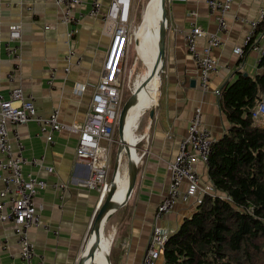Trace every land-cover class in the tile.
<instances>
[{
    "label": "crops",
    "instance_id": "obj_1",
    "mask_svg": "<svg viewBox=\"0 0 264 264\" xmlns=\"http://www.w3.org/2000/svg\"><path fill=\"white\" fill-rule=\"evenodd\" d=\"M91 1L83 0L75 7L81 19L77 25H73L75 34L70 40L68 31L72 26L61 22L62 7L53 0H0L1 95L8 98L11 89L21 85L26 94L34 95L40 115L48 116L57 108L59 118L65 123L85 121L111 45V35L106 33L103 22L110 0H104L96 16L90 14ZM263 6L264 0H235L226 18L228 29L219 32L216 14L211 12L207 0L167 2L168 29L161 94L155 103L153 117L149 115L139 128V134L140 118L146 109L135 114L128 130V141L134 150L135 160L136 155H142L137 163L138 178L127 203L112 217L110 237H107L105 227L100 239L101 244L108 247V252L112 251V264H142L155 223V212L168 192L171 179L168 163L175 158L180 141L187 135L195 110L202 109L203 123L211 128L216 140L230 127L227 116L218 104L215 90L227 82L232 83L238 71L248 72L251 76L261 72L258 65L260 52L247 49L244 57L240 58L234 48L245 45V38L252 29L250 22L260 18ZM154 10L155 6L149 15ZM192 11L196 14H192ZM17 24L22 27L21 37L12 41L10 31ZM46 25L50 27L46 28ZM157 25L159 36L162 18ZM193 25H199L208 32H219L223 40L222 45L213 51L219 61V71L211 75L208 89L202 88L198 68L186 45V33ZM257 35L259 44L264 48V29L259 28ZM205 44V37L200 38L199 47ZM14 45L19 47L20 58L17 60L10 52ZM70 45L76 51L74 60L81 57L82 61L79 65L73 62L71 70L66 72L65 57ZM15 64H19L18 69ZM53 67L56 71L50 82ZM78 83L85 84L86 89L77 92ZM257 121L264 124L263 118ZM8 127L15 147L16 134L19 135L26 158L44 159L45 165H24L26 173L33 172L49 183L63 182L68 185L64 190L49 185L36 195L42 225L29 229L30 239L36 245L34 262L78 264L92 222L102 204L99 190L84 188L79 184L90 172L88 164L79 160L76 154L79 134L62 130L56 132L50 142L35 121L19 125L9 123ZM140 134H149L151 140L150 143L140 141L135 151ZM116 139L118 142V137ZM145 148L149 151L143 154ZM4 159L5 156L0 153V161ZM46 165L53 166V170ZM197 168L203 183L208 182V167L199 162ZM7 175L8 170L0 166V189ZM125 175L127 172H117L116 184ZM185 187L184 182L182 189ZM197 205L195 198L187 202L179 199L173 210L166 213L159 223L171 234L195 211ZM14 230V221L0 222V264H20L19 242ZM85 264L93 263L88 259Z\"/></svg>",
    "mask_w": 264,
    "mask_h": 264
},
{
    "label": "built area",
    "instance_id": "obj_2",
    "mask_svg": "<svg viewBox=\"0 0 264 264\" xmlns=\"http://www.w3.org/2000/svg\"><path fill=\"white\" fill-rule=\"evenodd\" d=\"M62 7L61 22L72 27L68 31L70 40L75 34L73 25L80 22L81 15H77L75 7L83 3V0H53ZM133 1L134 0H110L107 12L103 16L104 29L111 35V45L103 64L99 81L95 87L91 105L84 122L65 123L59 118V109H54L48 116L38 113L35 97L26 94L21 85H15L8 98L0 94V153L5 159L0 161V166L8 170L4 178V186L0 189V222L12 220L15 222V235L19 242L20 264H45L35 263L36 245L30 239L29 229L42 225L41 216L36 205V195L49 185L58 189H66L68 185L63 182L49 183L33 172L26 173L24 165H45L43 157L26 158L24 144L16 134V147L13 145L9 131V123L22 124L35 121L40 131L48 141H53L54 134L62 130L70 133H78L76 154L79 160L84 161L90 167L89 175L79 184L88 189H97L103 201L110 187L108 175L110 171V155L114 143L117 142L116 130L124 99V74L133 44ZM187 0H167V2ZM235 0H207L211 12L216 14L219 32L228 29L227 15L230 13ZM104 0H92L90 14L96 16L102 8ZM192 14H196L192 11ZM252 29L245 38L244 46H235L234 51L244 57L245 49L255 50L264 54V48L258 41L257 30L264 29V6L258 20H252ZM50 25H46V28ZM22 27L14 25L10 31L12 41L20 39ZM219 32H208L199 25H193L186 33V45L188 52L194 59L199 71L200 84L203 89L209 88L211 75L219 71V61L214 54V49L223 43ZM205 37L206 44L200 48L199 39ZM19 47L12 46L10 50L15 59L20 58ZM76 51L70 45L65 57V71L71 70V65L81 64L82 58L74 57ZM19 68V64H15ZM55 67L52 68L50 82L55 76ZM12 80V73L9 74ZM86 85L78 83L76 91L81 92ZM218 104L222 95L221 88L215 90ZM253 116L258 120L264 119V92L262 99L255 106ZM139 128V126H138ZM138 130V129H137ZM145 140L150 143L149 134H140L138 143ZM216 138L210 127L203 123L201 108H197L189 122L187 135L180 141L179 150L175 158L168 163L171 174L167 194L159 203L155 212V223L148 241L147 249L142 264H160L170 233L161 226L159 221L163 216L172 211L177 201L182 199L187 202L192 198L196 203H202L206 195H215L216 189L209 179L203 183L201 174L197 168L199 162L208 167L210 155ZM149 149L145 148L143 154ZM142 155H136V162ZM53 170V166H47ZM185 189H182L183 183ZM48 227V226H47Z\"/></svg>",
    "mask_w": 264,
    "mask_h": 264
},
{
    "label": "trees",
    "instance_id": "obj_3",
    "mask_svg": "<svg viewBox=\"0 0 264 264\" xmlns=\"http://www.w3.org/2000/svg\"><path fill=\"white\" fill-rule=\"evenodd\" d=\"M258 65L255 76L238 71L220 87L230 127L209 159L216 193L169 235L160 264H264V124L253 116L264 92V54Z\"/></svg>",
    "mask_w": 264,
    "mask_h": 264
},
{
    "label": "bare ground",
    "instance_id": "obj_4",
    "mask_svg": "<svg viewBox=\"0 0 264 264\" xmlns=\"http://www.w3.org/2000/svg\"><path fill=\"white\" fill-rule=\"evenodd\" d=\"M152 0L149 1L147 6L151 4ZM155 10L151 14L150 17L142 24V27L138 30L136 29V37H137V49L140 53L141 58L143 59L147 70L151 74L150 80L152 81V85L145 90L140 89L138 93V99L137 102L130 108L127 119H126V128H125V137L127 140V144L130 146L131 155L135 157L134 150L132 148V145L128 141V130L130 123L132 119L134 118L135 114L143 109H147L151 104L152 106L155 105L157 98H158V86H159V79L161 82L160 73L158 70H160V67H162L163 64V58L160 53V34L158 36V25L157 22L162 18V0H155ZM163 20V18H162ZM153 28L156 29V36L155 32L152 30ZM156 47H157V54H156ZM158 55V60H157ZM159 61V63H158ZM143 91V92H142ZM147 95V96H146ZM143 96H146L143 99H139ZM151 106V107H152ZM150 108V107H149ZM135 151H136V144H135ZM115 179V176H114ZM115 182V180H114ZM129 183L128 174L127 176H123L122 179L119 181V183L116 184V190L114 194V200L117 202H121L127 192ZM93 223V222H92ZM106 227V222L104 223L102 229L100 232L93 231L90 229V235L87 239V243L84 249L83 255L85 256V262L89 259L93 264H110L108 260V247L104 244H101V237H102V231ZM100 241V242H99ZM97 246V249L95 251V254L93 256H90V251L93 247ZM101 251H100V248ZM107 255V257H105ZM104 257V258H101Z\"/></svg>",
    "mask_w": 264,
    "mask_h": 264
},
{
    "label": "water",
    "instance_id": "obj_5",
    "mask_svg": "<svg viewBox=\"0 0 264 264\" xmlns=\"http://www.w3.org/2000/svg\"><path fill=\"white\" fill-rule=\"evenodd\" d=\"M162 25H161V30H160V53L161 56L163 58V64L162 67H160L159 73H160V77H161V73L164 69V65H165V56H166V33H167V24H168V17H167V0H162ZM136 47H137V37H136ZM244 75H248V72H244ZM162 80V79H161ZM192 84H194V81H191ZM138 93H139V87L135 88L132 93L129 95V97L125 100L120 114H119V119H118V134H119V145H118V153H117V157H116V165H115V171L112 177V180L110 182V187L108 189V191L106 192V195L104 197V200L101 204V206L99 207L93 223L91 225V229L93 231L96 232H100V230L102 229L104 223L107 221V219H109L114 213L115 211H117L120 207H122L123 205H125L128 201V199L131 196V193L135 187L137 178H138V172H139V168H138V164L135 160V157H133L131 155V151H130V146L129 144H127V140L125 137V128H126V119H127V115L128 112L130 110V108L137 102L138 99ZM161 94V82L159 79V86H158V95L160 96ZM154 111L155 109L152 108L150 109V115L151 117H153L154 115ZM127 153V174H128V178H129V183H128V188H127V192H126V196L125 198L121 201V202H117L114 200V194H115V190H116V184L114 182V176L117 172H119L121 170L120 167H122V162H123V153ZM100 242V241H99ZM97 249V246L93 247L90 251V256H93L95 254V251ZM108 260L111 263V258H110V250L108 253ZM85 262V256L81 255L78 264H84Z\"/></svg>",
    "mask_w": 264,
    "mask_h": 264
},
{
    "label": "rangeland",
    "instance_id": "obj_6",
    "mask_svg": "<svg viewBox=\"0 0 264 264\" xmlns=\"http://www.w3.org/2000/svg\"><path fill=\"white\" fill-rule=\"evenodd\" d=\"M150 0H134L133 1V22H132V29H133V44L132 49L129 55L128 63L126 66L125 74H124V99L126 100L129 95L132 93V91L139 87V90H145L151 85V74L148 72L147 67L143 61V59L140 56V53L136 47V29H140L142 27L143 21L145 22V18L151 13L152 8L155 6V0H152L149 7L147 4ZM147 6V7H146ZM146 7V10H145ZM145 11V12H144ZM144 14V16H143ZM151 15H149L150 17ZM148 18V17H147ZM145 19V20H144ZM168 29V28H167ZM155 32L156 36V29H152ZM158 30V28H157ZM160 34V33H159ZM166 59V57H165ZM162 74V73H161ZM143 92V91H142ZM127 96V97H126ZM142 98V97H141ZM157 105V104H156ZM156 105L148 108L145 110L144 114L140 118L139 128H141L142 124L147 120L150 116L149 112L150 109L155 108ZM141 124V125H140ZM139 128L137 130V133L139 134ZM116 137H118V142H116L119 145V134L118 130L116 131ZM116 143H114L112 148V154H111V163H110V171H109V182H111L114 171H115V165H116V155L118 152V146L116 147ZM127 153H123V162L121 171L123 174L127 172ZM111 226L110 222L108 223V226L106 228V235L107 237H110L111 234ZM87 240L85 242L86 246ZM84 246V248H85Z\"/></svg>",
    "mask_w": 264,
    "mask_h": 264
}]
</instances>
